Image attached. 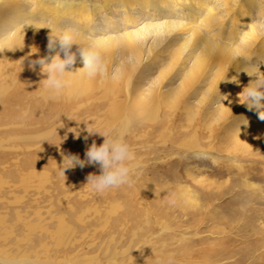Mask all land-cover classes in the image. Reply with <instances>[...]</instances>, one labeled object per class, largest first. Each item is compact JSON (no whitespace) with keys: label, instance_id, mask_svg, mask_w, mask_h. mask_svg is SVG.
Listing matches in <instances>:
<instances>
[{"label":"rangeland","instance_id":"obj_1","mask_svg":"<svg viewBox=\"0 0 264 264\" xmlns=\"http://www.w3.org/2000/svg\"><path fill=\"white\" fill-rule=\"evenodd\" d=\"M221 3L215 2L219 15L223 14ZM113 18L122 24L121 16L114 13ZM102 20H97L98 26L104 25ZM243 27L242 34L250 22ZM167 41L153 49L156 61L150 55L145 63V88L178 52ZM32 50L18 59L17 69L19 73L26 70L29 80L38 83L44 76L40 65L33 70L31 61L42 54L38 49L31 55ZM175 72L171 71L167 86L179 85L182 76L174 77ZM84 80L89 87L91 83ZM207 83L196 96L183 97L172 108L175 111L164 107L153 122L151 116L132 121L125 140L134 157L130 162L133 183L102 195L86 185L90 173L100 174L99 167H75L63 175L61 152L84 159L87 146L93 141L103 143L105 138L99 134L85 141L87 125L77 121L93 122L109 138L119 130L121 124L107 121L109 104L100 99L106 90L86 89L80 101L89 99L90 104L77 111L72 106L55 108V100L46 103L38 95L40 89L23 93L11 88L1 94L0 260L15 259L14 264H264V139L240 142L233 136L235 121L216 124L217 106L226 99V93H220L202 111L203 134L193 141L195 125L190 124L191 111L186 107L192 108L194 122L201 119L196 115L197 102L207 92ZM169 114H174V124L160 122ZM70 129L80 133L79 138ZM49 132L44 141L42 134Z\"/></svg>","mask_w":264,"mask_h":264},{"label":"bare ground","instance_id":"obj_2","mask_svg":"<svg viewBox=\"0 0 264 264\" xmlns=\"http://www.w3.org/2000/svg\"><path fill=\"white\" fill-rule=\"evenodd\" d=\"M220 1L224 8L223 14L219 15L220 7L215 4L216 0H0V95L11 88L23 93L31 88L34 91L40 89L38 95L44 98L42 81L47 74L41 72L40 66L38 70L44 77L38 83L30 81L26 70L19 73L18 59L30 47L33 49L31 55L38 53L39 49L41 58L54 56L59 49L50 52L47 47L51 31L54 36L70 33L75 43L101 52L107 73L103 78L90 79L84 72H77L84 67L77 56L76 63L68 69L72 73L67 74L68 85L62 92L66 96L60 95L55 100V108L72 106L73 111L80 110L83 105L90 104L89 99L80 101L86 95V89H105L107 95L100 99L107 100L109 104V124H121L125 118L132 124L133 120L146 116H151L149 120L153 122L164 107L173 110L183 97L196 96L208 81L207 92L197 102L196 115L201 119L194 122L192 108L186 107L191 111L188 112L190 124L195 125L193 141L203 134L205 116L202 111L206 104H210L209 100L214 96L226 93V99L217 106L216 113L219 112V115L215 119L216 124L231 119V122H236L233 136L237 141L252 139L256 143L264 139V120L259 119L255 110L249 111L239 103L238 99V94L255 77L250 78L237 70L264 73V63H261L264 61V31L259 27V20L264 17V0ZM114 13L121 16L122 24L114 22ZM102 18L105 22L101 27L97 20ZM255 18L260 19L253 23ZM246 21L250 22V28L242 34L240 31L244 30ZM122 26H125L124 31L119 33ZM166 39L177 46L178 52L172 54L174 56L168 68L160 69L158 77L145 88L143 81L148 67L145 63L153 49ZM35 40L41 42L39 48H36L39 44L33 42ZM76 47L73 46L74 52ZM151 56L156 61L158 56ZM174 69L173 76L181 75L182 79L178 86L169 84V87L167 83ZM113 70L118 72L116 80L111 79ZM235 77L239 84L232 82ZM85 78L91 83L89 87L84 85ZM45 101L49 103L50 100ZM173 115L164 116L160 122L174 124ZM244 117L248 123L239 127ZM200 146L197 141L195 147L199 150ZM3 260L9 264L18 262L15 259Z\"/></svg>","mask_w":264,"mask_h":264},{"label":"clouds","instance_id":"obj_3","mask_svg":"<svg viewBox=\"0 0 264 264\" xmlns=\"http://www.w3.org/2000/svg\"><path fill=\"white\" fill-rule=\"evenodd\" d=\"M259 27L264 31V21L259 23ZM76 47L74 52L73 46ZM48 49L50 52L56 51V54L51 57H44L38 60L31 61V66L35 70L36 65L41 66V72L47 74V78L43 82L42 95L46 100H56L60 97L63 90L67 87L68 81L66 79L68 69L76 63L77 56H79L84 67L77 70V72H84L90 79L103 78L107 73V67L104 61V57L100 51L94 48L82 47L75 43L74 37L70 33L52 34V31L48 37ZM63 54V58L61 57ZM238 55V54H237ZM50 59V63L48 62ZM264 63V61H261ZM76 72V73H77ZM238 73L244 72L251 79L249 84L243 88V91L238 94L239 103L245 105L249 111L255 110L259 119L264 120V73L252 72L247 69L237 70ZM118 72L113 70L111 73V79H118ZM232 82L239 84V80L235 77ZM70 120H74L67 116ZM77 121V120H75ZM83 122L87 125L85 131L87 135L84 137L85 141L90 136L99 134L105 139L102 144L97 145L95 141L90 146L86 147L85 158L81 159L75 154H65L61 152L63 162L61 164V172L65 175V170L75 167L84 168L85 166H98L100 174L90 173L87 176V186L95 194H104L105 192L120 188L122 186H130L133 183V169L130 162L134 159L132 150L125 140V135L128 128L131 125V121L125 118L121 121L119 130L115 132L112 138L105 133H102L93 126L89 121H77ZM248 120L244 117L241 125H247ZM69 131H73L70 129ZM76 132V131H73ZM51 133H43L45 137L44 141H48L46 137ZM80 135V133H79ZM79 135L76 136L79 138ZM199 155V154H198ZM0 264H4L3 260H0Z\"/></svg>","mask_w":264,"mask_h":264}]
</instances>
